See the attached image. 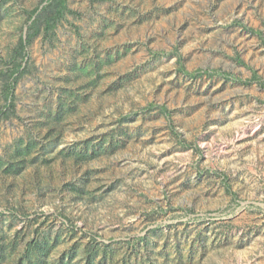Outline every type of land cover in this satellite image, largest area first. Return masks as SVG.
Segmentation results:
<instances>
[{
	"label": "rangeland",
	"instance_id": "1",
	"mask_svg": "<svg viewBox=\"0 0 264 264\" xmlns=\"http://www.w3.org/2000/svg\"><path fill=\"white\" fill-rule=\"evenodd\" d=\"M43 5L0 0V69ZM68 7L0 119V264H264V0Z\"/></svg>",
	"mask_w": 264,
	"mask_h": 264
},
{
	"label": "trees",
	"instance_id": "2",
	"mask_svg": "<svg viewBox=\"0 0 264 264\" xmlns=\"http://www.w3.org/2000/svg\"><path fill=\"white\" fill-rule=\"evenodd\" d=\"M44 5L42 10L39 12L40 8L36 7L32 10H26L28 14L27 22L28 28L25 35H21L18 44L13 49L11 55V65L5 69H0L1 78L4 81V91L5 98L7 100L5 108L0 109V119L3 116L10 115L11 110L13 111L14 101L12 99V94L14 91L15 83L18 79L19 74L21 73V68L24 66V59L27 56V46L31 39L35 37L41 30L42 23H46V29H53L57 22L61 20L62 17L69 11L68 0H43ZM44 13V15H42ZM181 71L185 74L196 77L203 74L215 75V74H226L225 72H220L218 70H197L190 72L185 70L184 66L181 65ZM253 79L259 81L258 75L253 72ZM261 85L264 86V81L261 82ZM166 111V109H165ZM50 246L49 240H38L34 243H29L26 246L22 260H16L15 264H47L48 260L46 257L49 254ZM8 258L4 247H0V259ZM61 264H68V262L62 260ZM92 256L89 258L87 264H93Z\"/></svg>",
	"mask_w": 264,
	"mask_h": 264
}]
</instances>
